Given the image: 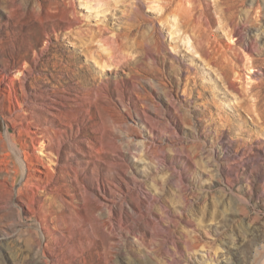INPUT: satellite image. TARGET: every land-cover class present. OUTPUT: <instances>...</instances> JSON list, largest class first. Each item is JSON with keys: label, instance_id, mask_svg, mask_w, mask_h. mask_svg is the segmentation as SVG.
<instances>
[{"label": "rangeland", "instance_id": "374dc122", "mask_svg": "<svg viewBox=\"0 0 264 264\" xmlns=\"http://www.w3.org/2000/svg\"><path fill=\"white\" fill-rule=\"evenodd\" d=\"M0 264H264V0H0Z\"/></svg>", "mask_w": 264, "mask_h": 264}, {"label": "bare ground", "instance_id": "6f19581e", "mask_svg": "<svg viewBox=\"0 0 264 264\" xmlns=\"http://www.w3.org/2000/svg\"><path fill=\"white\" fill-rule=\"evenodd\" d=\"M198 7V6H197ZM200 7V6H199ZM72 10L74 11L73 15L78 18L76 16V12L74 10V8H72ZM200 10V9H199ZM193 10H191L190 8L186 7L185 8V13H187L188 16H193ZM230 11V10H229ZM202 12V13H201ZM201 15L200 17H203V18H206L205 17V13L204 11H201ZM231 12H228L226 14H224V18H227L229 19V17L231 16L230 15ZM259 18V17H258ZM197 20V19H196ZM194 20V22L196 23L195 27H198V24L197 23H200V20ZM69 23L70 25H73L75 24V20H69ZM209 26V25H208ZM225 29V28H224ZM128 43L126 44H122L123 45H127ZM121 45V44H119ZM117 45V46H119ZM211 45V46H210ZM210 46V47H209ZM125 47V46H124ZM204 47L207 48V54L210 56L211 52L209 50V48L212 47V42L208 43L207 45H205ZM231 47V46H230ZM118 48V47H117ZM233 49V47H231ZM116 49V48H115ZM119 50V48L117 49ZM202 50V49H201ZM209 50V51H208ZM226 53V52H225ZM240 55V54H239ZM247 55V54H246ZM262 93V92H261ZM30 124V123H29ZM27 134L28 136L30 137L31 141H32V144H33V147H34V150H33V155H31L30 153H26L25 154V157L27 159V173H26V177H25V183H24V186H25V189L26 187H29L31 188L32 190V193L30 195V199H31V203L35 209V206L38 202H39V190L41 189H46L48 186H49V183L51 181V178H52V173H51V169L46 166V163H45V160L43 158H40L39 155H37V153L39 154L41 152V150H43L45 148L44 146V141L42 142L41 140V137L39 136V132L38 131H27ZM43 139V138H42ZM37 165H40L42 166V168L40 169H37L36 171H38V176H35L33 175L32 173V166H37ZM47 191V190H45ZM44 191V192H45ZM38 205V204H37ZM41 205V204H40ZM39 205V206H40ZM38 206V207H39ZM41 208V207H39ZM44 208V207H43ZM38 209V208H37ZM42 209V208H41ZM36 210V209H35ZM33 210V212L35 211ZM37 212V211H35ZM39 212V211H38Z\"/></svg>", "mask_w": 264, "mask_h": 264}]
</instances>
